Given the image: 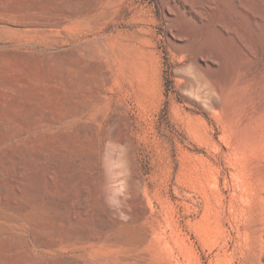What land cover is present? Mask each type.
Returning a JSON list of instances; mask_svg holds the SVG:
<instances>
[{
  "label": "rangeland",
  "instance_id": "1",
  "mask_svg": "<svg viewBox=\"0 0 264 264\" xmlns=\"http://www.w3.org/2000/svg\"><path fill=\"white\" fill-rule=\"evenodd\" d=\"M228 1L0 0V264H264V0Z\"/></svg>",
  "mask_w": 264,
  "mask_h": 264
},
{
  "label": "bare ground",
  "instance_id": "2",
  "mask_svg": "<svg viewBox=\"0 0 264 264\" xmlns=\"http://www.w3.org/2000/svg\"><path fill=\"white\" fill-rule=\"evenodd\" d=\"M210 1H211V0H210ZM234 1H235V4H236L235 6H236L237 8H240V9H241V8H242V0H234ZM212 2H213V0H212ZM228 2L230 3V0H229ZM257 2H258V1H257ZM226 3H227V2H225V4H226ZM245 3H246V2H245ZM245 3H244V4H245ZM248 5H249V4H248ZM235 6H234V4H233V8H234ZM246 6H247V5H246ZM250 6H251V5H250ZM250 6H247V8L249 7V8L251 9ZM257 6H258V5H257ZM231 7H232V6H231ZM244 7H245V6H244ZM245 9H246V8H245ZM192 10H193V9H192ZM238 10H239V9H238ZM238 10L236 9L235 11L238 13V12H239ZM251 10H253V11L255 12L254 9H251ZM259 10H260V9H259ZM231 11H232V9L230 8V9H229V12H231ZM233 11H234V10H233ZM247 11H248V10H247ZM236 12H235V13H236ZM240 12H241V11H240ZM249 12H251V11H249ZM217 13H219V12H217ZM255 13H257V12H255ZM261 13H262V11H261ZM227 14L230 15V13H227ZM240 14H241V13H240ZM245 14H246V13H244V16H246ZM258 14H259V13H258ZM228 15H227V17L225 16L224 18H225V19H226V18L228 19V17H229ZM235 15H236V14H235ZM247 15H248V18H250L251 20H253V21H254V20H257V16H256L255 14H253V13H248V12H247ZM186 16H188V15H186ZM239 16H240V15H239ZM242 16H243V13H242ZM242 16H241V17H242ZM258 16H259V15H258ZM190 19H191V18H190ZM220 19H221V18H220ZM229 19H231V15H230V18H229ZM260 19H261V18H260ZM244 20H245V18H244ZM247 20H248V19H247ZM189 21H190V20H189ZM189 21H187V19H186V22H189ZM215 21H217V20H215ZM224 22L228 25L227 20H224ZM240 23H241V22H240ZM243 23H244V22H243ZM247 23L249 24V22H247ZM254 23H255V21H254ZM250 24H251V23H250ZM252 24H253V23H252ZM252 24H251V25H252ZM256 24H257V23H256ZM233 25H234V24H233ZM259 25H260V24H259ZM259 25H257V26H258V29H259L258 31H260V34H261L262 32H261L260 29H262V28H261ZM221 26H222V24H221ZM224 26H225V25H223L222 27L224 28ZM229 26H230V25H229ZM261 26H262V25H261ZM216 27H217V26H216ZM231 27H232V26H231ZM250 27H251V26H250ZM252 27L254 28V26H252ZM259 27H260V28H259ZM225 28H226V26H225ZM233 28H234V27H233ZM248 28H249V27H248ZM212 30H213V29H212ZM229 30H230V29H229ZM255 30H256V29H255ZM238 31H240V30H238ZM248 31H249V30H248ZM262 31H263V29H262ZM233 32H236V31L233 29ZM250 32H251V31H249V34L252 35V33H250ZM263 32H264V31H263ZM211 33H212V31H211ZM211 33H210V34H211ZM255 33H256V35L259 34V32H257V31H256ZM260 34H259V35H260ZM263 34H264V33H263ZM263 34H261V35H263ZM212 35H213V34H211V36H212ZM261 35H260V36H261ZM240 36H241V35H240ZM257 36H258V35H257ZM212 39H213V38H212ZM257 39H258V38H257ZM211 42H213V41L211 40ZM235 42H236V41H235ZM213 43H214V42H213ZM213 43H212V44H213ZM236 43H237V42H236ZM209 44H211V43L209 42ZM209 44H208V45H209ZM212 44L210 45V47L213 46ZM176 45H177V44H176ZM214 45H215V44H214ZM237 45L239 46L240 51L242 50V51H245V52H247V53L250 51L249 47L246 48L247 46H245V45L243 44V42L240 41V40H238V44H237ZM233 46H234V44H233ZM208 47H209V46H207V48H208ZM214 47H215V46H214ZM211 48H212V47H211ZM211 48H210V51H211ZM216 48H217V47H216ZM236 49H237V47H236ZM248 49H249V51H248ZM210 51H209V49H208V52H210ZM242 51H241V53L243 54ZM208 52H207V50H206L205 53L207 54ZM211 52H213V51H211ZM211 52H210V53H211ZM255 52H256V51H255ZM215 53H216V52H215ZM229 53H230V52H229ZM241 53H240V54H241ZM216 54H217V53H216ZM252 54H253V52H252ZM213 55H214V54H213ZM215 56H216V55H215ZM239 56H240V55H239ZM254 56H255V55H254ZM245 57H248V55H246ZM201 58H202L201 56L195 58V59H196L195 61H196L197 64H200V62H201ZM214 58H215V57H214ZM193 60H194V59H193ZM192 62H194V61H192ZM234 63H235V62H234ZM194 64H195V63H194ZM192 65H193V64H192ZM193 66H194V65H193ZM209 84H210V83H209ZM209 84H206V85L208 86ZM211 91H212V90H210L209 92L211 93ZM212 92H213V91H212ZM213 94H214V93H211V98H212ZM216 97H217L216 95L213 96L214 99H216ZM217 99H218V97H217ZM217 99H216V100H217ZM213 101H215V100H213ZM217 101H218V100H217ZM218 102H219V101H218ZM218 102H216V103L214 102V103H215V104H218Z\"/></svg>",
  "mask_w": 264,
  "mask_h": 264
}]
</instances>
